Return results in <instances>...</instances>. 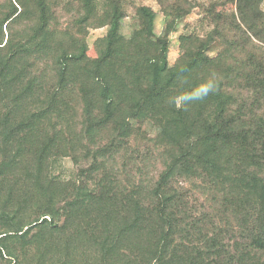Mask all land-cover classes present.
Instances as JSON below:
<instances>
[{
	"label": "trees",
	"instance_id": "1",
	"mask_svg": "<svg viewBox=\"0 0 264 264\" xmlns=\"http://www.w3.org/2000/svg\"><path fill=\"white\" fill-rule=\"evenodd\" d=\"M154 1L0 0V264H264V0Z\"/></svg>",
	"mask_w": 264,
	"mask_h": 264
},
{
	"label": "rangeland",
	"instance_id": "2",
	"mask_svg": "<svg viewBox=\"0 0 264 264\" xmlns=\"http://www.w3.org/2000/svg\"><path fill=\"white\" fill-rule=\"evenodd\" d=\"M143 5L151 7L157 14V22H156V31L159 33L163 29L164 25V14L160 10L159 6L156 4L154 0H140ZM202 4H208L209 2L213 0H194ZM263 11H264V2H263ZM231 9H220V11H223L225 13L229 12ZM196 18L197 15L194 13L190 17H188L185 21H183L179 26L177 33L172 35V40H171V45H170V50H169V61L170 63L175 62L177 57L180 55V51L178 49L176 37L183 33L188 27L189 31L193 28V26L196 25ZM136 27V22H135V17H134V12L130 11L129 12V17L123 22V26L121 28V33L124 36H129L133 29ZM197 28V34L200 36H204L208 31L209 27L207 25H200L196 26ZM195 28V29H196ZM106 29H97V30H92L89 32V36L87 38V44H88V51L87 55L90 58H95L96 57V52L94 49V45L98 39H101L105 36L106 34ZM74 173V167L72 165V162L69 159H64L62 161H59V163L56 165V169L54 171V174L57 178L62 179V180H67L73 176ZM186 186L191 189L196 191V185L195 182H188L186 183Z\"/></svg>",
	"mask_w": 264,
	"mask_h": 264
}]
</instances>
